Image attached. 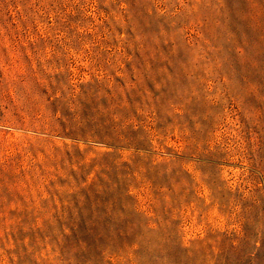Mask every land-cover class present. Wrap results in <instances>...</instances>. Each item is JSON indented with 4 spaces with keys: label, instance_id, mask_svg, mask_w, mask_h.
I'll return each instance as SVG.
<instances>
[{
    "label": "rangeland",
    "instance_id": "374dc122",
    "mask_svg": "<svg viewBox=\"0 0 264 264\" xmlns=\"http://www.w3.org/2000/svg\"><path fill=\"white\" fill-rule=\"evenodd\" d=\"M0 264H264V0H0Z\"/></svg>",
    "mask_w": 264,
    "mask_h": 264
}]
</instances>
